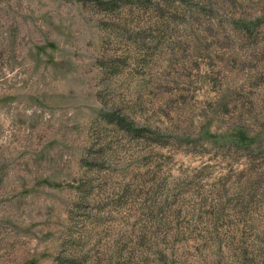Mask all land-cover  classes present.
Wrapping results in <instances>:
<instances>
[{"label": "rangeland", "instance_id": "obj_1", "mask_svg": "<svg viewBox=\"0 0 264 264\" xmlns=\"http://www.w3.org/2000/svg\"><path fill=\"white\" fill-rule=\"evenodd\" d=\"M0 264H264V0H0Z\"/></svg>", "mask_w": 264, "mask_h": 264}, {"label": "trees", "instance_id": "obj_2", "mask_svg": "<svg viewBox=\"0 0 264 264\" xmlns=\"http://www.w3.org/2000/svg\"><path fill=\"white\" fill-rule=\"evenodd\" d=\"M117 118V117H116ZM122 120V121H121ZM118 123H121L122 125H125L126 127L130 128L131 122L126 121L124 117H119L117 120Z\"/></svg>", "mask_w": 264, "mask_h": 264}]
</instances>
